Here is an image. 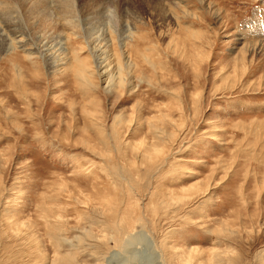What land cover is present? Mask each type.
<instances>
[{
    "label": "rangeland",
    "instance_id": "obj_1",
    "mask_svg": "<svg viewBox=\"0 0 264 264\" xmlns=\"http://www.w3.org/2000/svg\"><path fill=\"white\" fill-rule=\"evenodd\" d=\"M0 264H264V0H0Z\"/></svg>",
    "mask_w": 264,
    "mask_h": 264
},
{
    "label": "bare ground",
    "instance_id": "obj_2",
    "mask_svg": "<svg viewBox=\"0 0 264 264\" xmlns=\"http://www.w3.org/2000/svg\"><path fill=\"white\" fill-rule=\"evenodd\" d=\"M33 13H34V12H33ZM35 15H36V14H35ZM41 20H42V19H41ZM50 23H51V22H50ZM3 28H4V27H3ZM3 31H4V30H3ZM3 31L1 30V32H2L3 34H5V33H6V32H5L6 30L4 31L5 33H4ZM76 32H77V31H76ZM20 35H21V34H20ZM3 36H4V35H3ZM8 37H9V36H8ZM8 37H7V38H8ZM9 38H10V37H9ZM19 38H20V37H19ZM10 39H11V38H10ZM13 39H14V38H13ZM11 41H13V40H11ZM16 41H20V39H18V40H16ZM22 41H23V40H22ZM8 43H9V42H8V39H7V41L5 42V44H8ZM16 44H17V43H16ZM20 44H21V43H20ZM9 45H10V44H9ZM13 46H15V45H13ZM8 47H10V46H8ZM11 48H12V46H11ZM80 73H81V72H80ZM84 75H85V74H84ZM80 81H81V80H80ZM85 81H86V80H85ZM146 243H147V242H146ZM146 243H145V244H146ZM147 249H148V248H147ZM148 250H150V249H148ZM151 252H153V251L151 250Z\"/></svg>",
    "mask_w": 264,
    "mask_h": 264
}]
</instances>
